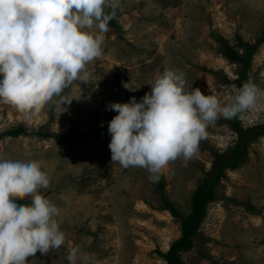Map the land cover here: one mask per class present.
Segmentation results:
<instances>
[{"label":"rangeland","instance_id":"rangeland-1","mask_svg":"<svg viewBox=\"0 0 264 264\" xmlns=\"http://www.w3.org/2000/svg\"><path fill=\"white\" fill-rule=\"evenodd\" d=\"M114 17L118 26L109 24L102 54L86 65L87 82H73L60 94L79 99L61 107L54 96L29 115L0 103V156L41 162L50 184L38 191L60 208L57 219L65 232L59 248L37 250L27 264H69L76 245L92 257L77 264H169L159 251L181 235V219L161 208V191L147 168L112 161L108 122L117 113L106 105L139 100L166 67L185 72L186 89L199 87L228 102L239 88L241 64L226 56L219 35L240 50L263 37L247 78L261 91L240 119L245 127L264 123V0H120ZM230 121L220 115L190 158L180 155L161 169L165 189L183 214L192 210L197 184L218 153L234 146L238 133ZM19 125L27 132L1 134ZM71 129L81 131L72 143L42 134ZM248 154L218 183L193 247L181 251L186 264H264V135L251 141ZM18 196L31 202V194Z\"/></svg>","mask_w":264,"mask_h":264},{"label":"clouds","instance_id":"clouds-1","mask_svg":"<svg viewBox=\"0 0 264 264\" xmlns=\"http://www.w3.org/2000/svg\"><path fill=\"white\" fill-rule=\"evenodd\" d=\"M119 5L120 0H0V103L19 106L29 115L54 96L60 97L61 107L79 99L81 95L60 94L73 82L89 79L86 65L102 54L104 33ZM185 76L166 67L139 100L132 96L106 105L117 113L108 122L113 162L145 167L152 173L149 178L158 180L170 160L196 152L209 123L220 115L242 113L261 91L249 79L228 102H221L199 87L186 89ZM122 83L137 88L130 81ZM49 184L39 160L0 156V264H27L37 250L47 253L64 243L60 208L38 191ZM18 194H31V202H22ZM78 259L92 257L81 255L76 245L67 260L77 264Z\"/></svg>","mask_w":264,"mask_h":264},{"label":"trees","instance_id":"trees-1","mask_svg":"<svg viewBox=\"0 0 264 264\" xmlns=\"http://www.w3.org/2000/svg\"><path fill=\"white\" fill-rule=\"evenodd\" d=\"M107 10V9H106ZM110 25L118 26L115 17L109 21ZM263 37L257 39L254 43L244 42L241 49L234 46L227 37L219 35L221 48L226 56L233 61L241 64L240 75L236 78L237 86L240 87L247 81L248 74L251 71L252 58L254 52L258 49ZM241 114L231 117L230 124L238 133V138L234 146L229 150L218 153L212 168L199 180L197 187L192 196V210L188 214H183L165 189V181L162 175L156 181V186L161 191V208L168 209L174 216L181 219L182 233L175 239L167 251H159L169 264H186L181 256V251L189 250L193 247L195 236L199 233L204 219L207 216L208 204L218 197L217 185L225 176L227 168L234 169L241 166L249 157L248 147L251 141L264 135V123H258L249 127L241 124ZM25 125H19L13 129L5 130L1 134L19 135L26 133ZM81 131L79 129H71L66 133H52L45 131V136H53L60 141L72 143L76 140ZM22 202L28 203V200L19 198Z\"/></svg>","mask_w":264,"mask_h":264}]
</instances>
